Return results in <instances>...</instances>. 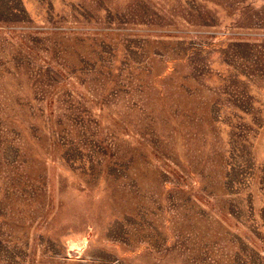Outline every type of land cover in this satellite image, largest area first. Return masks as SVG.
<instances>
[{
	"label": "rangeland",
	"instance_id": "rangeland-1",
	"mask_svg": "<svg viewBox=\"0 0 264 264\" xmlns=\"http://www.w3.org/2000/svg\"><path fill=\"white\" fill-rule=\"evenodd\" d=\"M0 264H264V0H0Z\"/></svg>",
	"mask_w": 264,
	"mask_h": 264
}]
</instances>
